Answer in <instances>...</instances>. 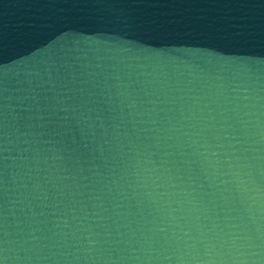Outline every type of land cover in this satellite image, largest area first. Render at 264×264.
I'll return each instance as SVG.
<instances>
[{"label": "water", "instance_id": "1", "mask_svg": "<svg viewBox=\"0 0 264 264\" xmlns=\"http://www.w3.org/2000/svg\"><path fill=\"white\" fill-rule=\"evenodd\" d=\"M0 264H264V0H0Z\"/></svg>", "mask_w": 264, "mask_h": 264}]
</instances>
